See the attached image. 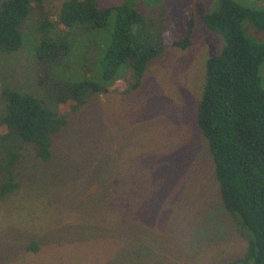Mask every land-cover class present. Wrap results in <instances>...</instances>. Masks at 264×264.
Here are the masks:
<instances>
[{"label":"rangeland","instance_id":"374dc122","mask_svg":"<svg viewBox=\"0 0 264 264\" xmlns=\"http://www.w3.org/2000/svg\"><path fill=\"white\" fill-rule=\"evenodd\" d=\"M62 1L42 0L27 15L19 55H0V78L28 90L42 79L45 67L34 59L36 24L45 14L53 20ZM234 1L264 9V0ZM96 2L131 4L144 30L160 29L167 47L132 92L120 93L124 82L116 80L76 110L67 102L66 124L52 135L46 163L25 150L13 168L18 188L0 200V264H227L241 257L246 242L221 205L193 118L204 60L220 45L202 21L216 1ZM186 8L194 26L190 45L180 50L168 43L182 33ZM89 32L76 40L67 35L75 43L53 81L95 80L96 69L82 59L109 33ZM259 76L264 87V62ZM39 85L54 89L45 76ZM32 242L34 251L27 249Z\"/></svg>","mask_w":264,"mask_h":264},{"label":"trees","instance_id":"16d2710c","mask_svg":"<svg viewBox=\"0 0 264 264\" xmlns=\"http://www.w3.org/2000/svg\"><path fill=\"white\" fill-rule=\"evenodd\" d=\"M215 1L216 7L202 21L220 45L204 60L194 124L206 143L221 205L246 242L242 256L227 264H264V87L259 76L264 62V9H248L234 0ZM41 5L42 0L2 1L0 55H19L23 20ZM54 15L48 20L45 14L36 24L39 40L32 44L34 59L45 67L42 79L28 90L0 78V200L18 188L13 168L25 150L35 161H48L50 139L66 124L67 102L76 110L116 80L124 82L120 93L132 92L167 47L161 30H144L145 21L127 2L100 7L96 0H64ZM193 26L192 10L186 8L182 33L168 45L188 48ZM102 29H107V39L101 37L93 55L82 59L86 67L96 69L91 72L95 80L53 81L54 69L76 38ZM70 34L75 40L68 42ZM44 76L54 89L42 90L39 81ZM27 249L34 251L35 243Z\"/></svg>","mask_w":264,"mask_h":264}]
</instances>
